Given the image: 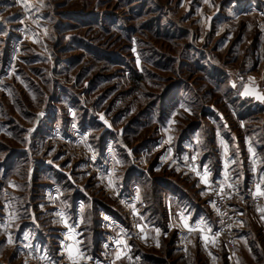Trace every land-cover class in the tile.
Instances as JSON below:
<instances>
[{
	"label": "rangeland",
	"instance_id": "1",
	"mask_svg": "<svg viewBox=\"0 0 264 264\" xmlns=\"http://www.w3.org/2000/svg\"><path fill=\"white\" fill-rule=\"evenodd\" d=\"M247 85L264 95V0H0L2 226H45L54 198L82 260L121 264L132 246L140 264H264V195L260 215L241 208L234 250L210 207L214 186L257 194L213 177L221 139L238 172L247 135L264 162V99ZM6 230L2 261L45 251Z\"/></svg>",
	"mask_w": 264,
	"mask_h": 264
},
{
	"label": "crops",
	"instance_id": "2",
	"mask_svg": "<svg viewBox=\"0 0 264 264\" xmlns=\"http://www.w3.org/2000/svg\"><path fill=\"white\" fill-rule=\"evenodd\" d=\"M251 137L247 135L243 139L242 147L245 149L247 155H245V159L247 158V162H245V166H248L247 171L243 168L239 172L234 167L237 163L240 165L243 163V159H240L239 156L237 159H234L229 154L230 145L220 140L221 144V151L219 152V163L218 169L216 172H214L213 177L214 179H223L228 180L233 178L234 176H238L240 178H248V179H255L258 183L260 189L264 188V162L259 161L258 158L259 154L258 146L256 145H247L248 143H251ZM223 151V152H222ZM256 156H255V155ZM237 161V163H236ZM248 164V165H247ZM227 165V167H226ZM234 167V168H233ZM242 167V166H241ZM55 197V196H53ZM51 203V206L53 208L52 215H48L45 218V226L39 225L38 223H34L33 221H24L21 223H16L17 221L13 218L11 221L3 220L8 223V225H4L7 229L5 233L10 235L13 240L15 246H18V248H39L43 247L45 250H47L51 254H59V255H66L69 254L68 249L72 248L74 253L76 250H78L80 253L82 252L81 249V237L78 234H81L80 232L77 234V231L75 230V224H72L68 221V216L65 213V206L55 207L54 198L51 200H47ZM77 206V203H75ZM79 211V209H78ZM80 220H78L79 222ZM11 222V223H10ZM77 222V223H78ZM1 223V221H0ZM10 223V224H9ZM1 228H4L3 223L0 224ZM71 233V236H70ZM30 246V247H29ZM36 250V249H35ZM140 257L142 255L132 246L130 247H124L123 249V261L121 264H140ZM65 264H73V260H65ZM0 264H21L18 261H12L10 263L4 262L0 259ZM75 264H117L115 262H107V261H101L98 259H92V260H76Z\"/></svg>",
	"mask_w": 264,
	"mask_h": 264
},
{
	"label": "built area",
	"instance_id": "3",
	"mask_svg": "<svg viewBox=\"0 0 264 264\" xmlns=\"http://www.w3.org/2000/svg\"><path fill=\"white\" fill-rule=\"evenodd\" d=\"M209 196L210 207L217 217L220 235L227 248L234 250L237 245L235 228L238 217L242 213L241 208L251 203L256 207L257 214L260 215L259 207L263 204V196L252 192L251 188L243 191L227 185L211 187ZM27 255L31 257L34 264H61L46 250L37 253L30 252V254L27 252Z\"/></svg>",
	"mask_w": 264,
	"mask_h": 264
},
{
	"label": "snow or ice",
	"instance_id": "4",
	"mask_svg": "<svg viewBox=\"0 0 264 264\" xmlns=\"http://www.w3.org/2000/svg\"><path fill=\"white\" fill-rule=\"evenodd\" d=\"M248 94H249V93L246 91V92H245V95H248ZM257 98H258V99H264V96H259V95H258ZM101 119H103V116H101ZM105 123H107V121H105ZM109 127H110V125H109ZM169 139H171V137H169ZM226 167H227V165H226ZM197 175H200V172L197 171ZM208 175H209L208 170H207V168L205 167V169H204V174H203V176H201V179H202V181H203L205 184L208 183ZM109 182L111 183V181H109ZM229 187H231V185H229ZM257 194H259V195H264V192L260 191V187H259V185L257 186ZM262 211H264V210H262ZM182 219H183V217H182ZM184 226H185V227H189L188 222H187V219H184ZM141 227H142V226H141ZM142 230H143V229H142ZM156 231H157V234H158V233H159V230L157 229ZM200 231L203 232V231H205V229L201 228ZM208 231H210V229H209ZM70 236H71V233H70ZM204 239L207 241V240L210 239V237L205 236ZM211 239L213 240V242H215V238H214V237H211ZM8 242H9V243L12 242L10 236H9V238H8ZM118 243H120V242L118 241ZM68 251H69V256H70V258L73 259V264H75L76 260L84 259L83 254L80 253L78 250H76L75 253H74L73 249H72V248H69ZM120 256H121V254H120V253H117V257H116V258H117V259H120ZM87 259L90 260L91 257H87Z\"/></svg>",
	"mask_w": 264,
	"mask_h": 264
},
{
	"label": "water",
	"instance_id": "5",
	"mask_svg": "<svg viewBox=\"0 0 264 264\" xmlns=\"http://www.w3.org/2000/svg\"><path fill=\"white\" fill-rule=\"evenodd\" d=\"M248 92V95H245V92ZM264 96L263 93L259 90L258 86H250L247 85L244 87V89L242 90V96L243 97H253L256 100L262 101L263 99H258L257 96Z\"/></svg>",
	"mask_w": 264,
	"mask_h": 264
}]
</instances>
